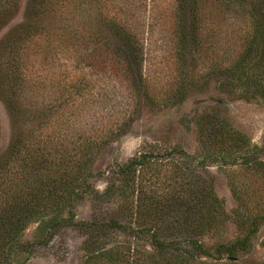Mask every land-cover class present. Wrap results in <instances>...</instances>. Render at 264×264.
I'll return each instance as SVG.
<instances>
[{"label":"trees","instance_id":"trees-1","mask_svg":"<svg viewBox=\"0 0 264 264\" xmlns=\"http://www.w3.org/2000/svg\"><path fill=\"white\" fill-rule=\"evenodd\" d=\"M18 1L0 0V23ZM114 2L116 0H27L24 21L0 40V97L14 121L12 139L0 155V264H14L21 253L32 252L38 241H22L20 237L33 222L47 234L67 225L83 232L82 249L87 253L84 264L133 262L134 247L129 240L120 243L124 246L117 250L115 246L107 251L100 250L111 230H123L133 237L147 231L156 246L163 248L168 243L153 226L142 227L144 214L150 220L154 218L152 208L160 212L159 205L154 202L148 203L142 211L139 204L124 200L127 205L115 209L116 214L108 217L96 214L90 221L75 220L74 208L79 200L90 196L98 202L97 208L104 197L109 199L114 191L134 192L138 187V166H149L152 157L161 156L153 155L151 150L115 167L110 171L112 179L103 193H99L90 181L95 174L96 153L125 132L130 118L127 121L111 117L90 121L83 117V108L86 107L85 112L90 110V104L85 99L74 103L73 96L84 97L87 82L81 77L78 82L81 79L84 82L78 85L67 79L69 72L64 73L69 67L64 58L70 57L76 37L81 35L85 43H93L91 46L84 43L83 49L92 48L90 51L94 50L97 55L103 53L112 58L113 62L106 64L109 68L117 66L123 70L124 79L131 88L130 97L137 94L142 103H154L146 81L141 78L146 57L144 46L150 31L145 15L146 1ZM174 4L173 36L182 63L186 62L188 50L199 53L204 40L214 37L211 31H201L208 20L213 22L216 18L213 10L220 12V19L214 21L218 27L222 21L230 19L227 13L234 23L246 18L248 26L241 49L231 57L228 52L220 54L223 65L219 68L225 75L220 84L229 92L239 91L245 99L264 100V0H175ZM231 31L236 32L233 28ZM97 66L96 70L101 71L105 65ZM44 91H48V95ZM212 134L213 137L209 136ZM209 135L204 136L208 144H217L220 149L228 144L233 153L240 151L244 167L264 180V160L259 158L264 154V143L246 146L240 134L225 136L210 131ZM178 151L184 158L177 161V165L186 164L189 154L182 149ZM175 154H178L176 149H171L163 156L174 158ZM182 169H188L193 175L187 183L188 198L178 197L177 202L174 201V210L183 213L184 225L195 222V226L210 228L222 222L225 216L222 202L215 196L212 186L193 181L194 167L185 165ZM170 186L173 188V184ZM234 196L239 197L237 193ZM251 210L249 207L247 211L251 213L237 216L236 223L243 230V236L230 243L219 242L218 256L250 249L251 237L264 222V207L257 213ZM160 214L156 220L163 222ZM164 222V228L172 223L170 219ZM191 242L209 254L200 243Z\"/></svg>","mask_w":264,"mask_h":264},{"label":"rangeland","instance_id":"rangeland-1","mask_svg":"<svg viewBox=\"0 0 264 264\" xmlns=\"http://www.w3.org/2000/svg\"><path fill=\"white\" fill-rule=\"evenodd\" d=\"M130 1L132 4L136 2ZM145 1L150 31L144 46L146 57L141 78L146 81L154 103H142L137 94L130 97L131 88L124 79L123 70L117 66L109 68L106 64L112 63L113 59L103 56V53L97 55L94 50L90 51L92 48L83 49L85 38L81 35L76 37L70 57L64 58L69 65L64 73L69 72L67 79L78 85L85 80L87 82L85 96H73L74 103L85 99L90 104V110L85 112L86 107L83 108V117L90 121L108 120V117L127 121L130 118L124 127L125 132L96 153L95 174L90 181L99 193H103L111 182L110 171L115 167L151 150L153 155L158 153L161 156L152 157L149 166H138V187L134 192L114 191L109 199L104 197V202L97 208L98 202L90 196L79 200L74 208L75 220L90 221L96 214L107 217L116 214L115 209L127 205L124 200L139 204L142 211L144 206L154 202L159 205L160 212L158 208H152L154 218L150 220L144 214L142 227L153 226L161 232V238L168 242L165 247L156 246L147 231L133 237L123 230H111L100 250L107 251L114 246L117 250L124 246L120 243L129 240L134 247L131 252L133 262L130 264H264V222L259 224V230L251 237L248 251L220 256L216 252L219 242L230 243L243 236V230L236 223L238 215L251 213L247 211L249 207L255 213L264 207V180L244 167L240 151L233 153L228 144L220 149L217 144H208L209 141L204 140V136L214 131L225 136L240 134L246 146H261L264 143V100L245 99L239 91L229 92L220 84L225 79L219 68L222 64L220 54L228 52V57H231L241 49L248 26L246 18L234 23L231 14L227 13L226 17L230 19L220 21L218 27L214 21L220 19V12L213 10L216 18L213 22L208 20L201 31H211L214 37L204 40L199 53L188 50L186 62L182 63L173 36L175 0ZM26 2L19 0L16 7L6 14L5 21L0 23V40L24 21ZM231 28L236 31L234 34ZM85 44L93 45L92 42ZM97 64L105 66L97 71ZM81 77L84 81L81 79L78 82ZM64 79L67 80L66 77ZM43 93L48 95L49 92ZM13 124L0 97V155L12 139ZM171 149H176L178 153L174 158L163 156ZM178 149L189 154L186 164L178 162L177 165L176 162L184 158ZM259 158L264 160V154ZM185 165L195 168L193 181L211 185L215 196L222 202L225 216L216 226L203 228L195 226V222L190 226L184 225L182 211L174 210V201L177 202L178 197L188 198L187 183L193 175L188 169H182ZM234 193L239 197L236 198ZM168 205H172L170 209ZM162 209L164 212H161ZM158 214L159 218L163 217L164 221L170 219L172 223L164 228L166 222L156 220ZM84 238L83 232L69 225L47 234L36 222L30 223L20 240L38 242L33 245L31 253L24 252L15 258L14 264H84L87 254L82 249ZM191 241L200 243L209 254L200 251Z\"/></svg>","mask_w":264,"mask_h":264}]
</instances>
